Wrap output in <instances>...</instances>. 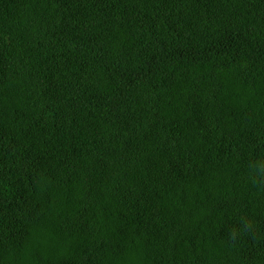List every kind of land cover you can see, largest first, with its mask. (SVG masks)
<instances>
[{
    "label": "trees",
    "instance_id": "1",
    "mask_svg": "<svg viewBox=\"0 0 264 264\" xmlns=\"http://www.w3.org/2000/svg\"><path fill=\"white\" fill-rule=\"evenodd\" d=\"M0 264H264V0H0Z\"/></svg>",
    "mask_w": 264,
    "mask_h": 264
},
{
    "label": "clouds",
    "instance_id": "2",
    "mask_svg": "<svg viewBox=\"0 0 264 264\" xmlns=\"http://www.w3.org/2000/svg\"><path fill=\"white\" fill-rule=\"evenodd\" d=\"M231 239H235V234L233 233L232 236H231Z\"/></svg>",
    "mask_w": 264,
    "mask_h": 264
}]
</instances>
